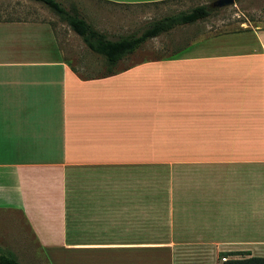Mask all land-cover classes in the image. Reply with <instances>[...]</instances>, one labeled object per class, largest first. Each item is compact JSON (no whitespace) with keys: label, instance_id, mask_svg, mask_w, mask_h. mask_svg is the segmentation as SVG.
<instances>
[{"label":"crops","instance_id":"obj_1","mask_svg":"<svg viewBox=\"0 0 264 264\" xmlns=\"http://www.w3.org/2000/svg\"><path fill=\"white\" fill-rule=\"evenodd\" d=\"M61 23L39 2L0 0V254L21 264L264 257V27L179 26L168 55L134 56L164 33L112 67Z\"/></svg>","mask_w":264,"mask_h":264},{"label":"rangeland","instance_id":"obj_2","mask_svg":"<svg viewBox=\"0 0 264 264\" xmlns=\"http://www.w3.org/2000/svg\"><path fill=\"white\" fill-rule=\"evenodd\" d=\"M66 9L76 6L81 15L96 27L97 30L107 35L109 39H118L131 34H140L152 22L166 16L175 15L183 11H190L198 5H208L215 11L206 20L193 25L183 26L176 31L188 32L191 35L202 33L214 35L237 31L248 26L264 27V0H241L233 6L224 8L213 7L216 0H171L162 4L140 7H118L101 5L95 0H58ZM89 2L97 3L95 7L102 13V19L90 15ZM51 21L61 24L46 6L41 4ZM65 27V26H64ZM67 28V27H65ZM169 34H164L155 41H150L142 49L135 53V57H158L168 55ZM71 42L81 46L83 53H89V49L83 45L81 39L72 33Z\"/></svg>","mask_w":264,"mask_h":264},{"label":"trees","instance_id":"obj_3","mask_svg":"<svg viewBox=\"0 0 264 264\" xmlns=\"http://www.w3.org/2000/svg\"><path fill=\"white\" fill-rule=\"evenodd\" d=\"M46 6L76 33L94 53L104 57L109 66L115 67L122 59L135 53L146 41L158 37L172 29L192 25L206 20L215 11L208 5H198L190 11L166 16L152 22L140 34H131L118 39H109L106 34L95 29L80 13L76 6L66 9L58 0H33ZM241 0H235L240 2ZM230 255V254H227ZM0 264H21L12 254H0ZM226 264H264V257L229 259Z\"/></svg>","mask_w":264,"mask_h":264},{"label":"water","instance_id":"obj_4","mask_svg":"<svg viewBox=\"0 0 264 264\" xmlns=\"http://www.w3.org/2000/svg\"><path fill=\"white\" fill-rule=\"evenodd\" d=\"M233 5H235V0H216L213 3V7H217V8H224Z\"/></svg>","mask_w":264,"mask_h":264},{"label":"built area","instance_id":"obj_5","mask_svg":"<svg viewBox=\"0 0 264 264\" xmlns=\"http://www.w3.org/2000/svg\"><path fill=\"white\" fill-rule=\"evenodd\" d=\"M230 259L229 256H220L218 261L213 264H226V262Z\"/></svg>","mask_w":264,"mask_h":264}]
</instances>
